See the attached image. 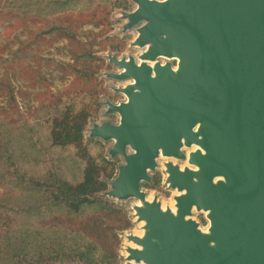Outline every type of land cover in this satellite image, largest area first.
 <instances>
[{"label": "water", "instance_id": "1", "mask_svg": "<svg viewBox=\"0 0 264 264\" xmlns=\"http://www.w3.org/2000/svg\"><path fill=\"white\" fill-rule=\"evenodd\" d=\"M130 2L120 30L135 28L128 47L140 53L104 55L117 71L103 76L126 82L110 86L122 101H103L117 122L87 130L112 142L108 159L122 158L103 196L138 201L143 232L124 234L133 246L125 255L119 248V260L264 264V0ZM159 157L169 159L164 184L177 191L173 208L142 190ZM194 211L205 214V229Z\"/></svg>", "mask_w": 264, "mask_h": 264}, {"label": "trees", "instance_id": "2", "mask_svg": "<svg viewBox=\"0 0 264 264\" xmlns=\"http://www.w3.org/2000/svg\"><path fill=\"white\" fill-rule=\"evenodd\" d=\"M123 5L119 0H0L3 27L34 26L33 38L22 42L20 52L35 43L67 42L69 61L54 63L61 80L70 78L52 92L39 68L17 61L18 75L43 89L31 94L15 88L7 69L0 73V264L63 258L117 264L120 259V233L132 220L103 196L117 165L105 156L103 143L84 131L104 91L97 79L103 67L97 53L107 50L106 43L121 51L125 42L115 37L97 42L91 31L80 40L76 31L94 17H101L96 24L109 25L104 19ZM17 95H33L38 104L23 112ZM20 156L28 166L20 164ZM160 182V174H154L152 185Z\"/></svg>", "mask_w": 264, "mask_h": 264}, {"label": "rangeland", "instance_id": "3", "mask_svg": "<svg viewBox=\"0 0 264 264\" xmlns=\"http://www.w3.org/2000/svg\"><path fill=\"white\" fill-rule=\"evenodd\" d=\"M119 1L123 2V0H119ZM126 2L128 3V1ZM129 5L131 6V8H134L133 4H129ZM119 8L120 7H113L111 12L107 16V18L104 19V20L107 19V21L109 22L116 21L115 24H109V25L107 24L104 25V23L96 24L94 20L101 19V17L99 18L94 17L92 18L93 22L84 23L76 31L77 36L80 40L85 39V35L86 33H88V31L93 32L92 35H97V36H91L95 38L97 42H102V41L109 42V41H106V38H109V37H115L118 39L124 38L125 40L124 48L121 51H118L116 49L112 50L111 45L109 43H106L107 50L99 51L97 53L103 60V67L100 69L99 73L97 74V79L101 82V86L104 91L99 96L100 106H99L98 111L92 113L91 120L89 121L88 125L85 128V131H84L85 137H87V134H88L87 130L92 122L100 123L102 121H107V120L113 123L117 122L118 116L116 114H104L105 107L103 105V101L105 99H110L111 101L116 102V103L124 99V96L122 94L120 93L114 94L112 90L110 89V86L119 87V86L124 85L126 82H118V81L111 80L103 76V72L117 71V68L115 66H112L111 64L107 63V60L104 57V55L107 54L108 52H111V53H117L118 56L121 57L123 55H128V54H132L136 56L137 54L140 53L139 48L128 47V43L136 35L135 28L124 34L121 33L120 29H121L123 21L120 18ZM96 12H97V15L100 16L101 10L99 9ZM13 27L14 26L8 27L6 29L5 27H3V25L0 24V73L4 72L5 69H7L8 76H11L12 83L16 89L25 90L26 92H31V94L33 93L35 94L39 90H43L37 87L32 88L30 86V82L27 77L25 76L21 77L20 75H18L19 67L17 65V61H19L21 62L22 65H28L32 67L33 70L39 68L41 75L44 76L45 79L47 80L49 84V89L52 92H57L59 90H62L69 83L70 78H68V80L66 81L61 80L60 76L62 75V73L56 68V64L54 62L69 61L67 42L65 40L59 39L57 41H54L51 45L35 43L31 45L29 48L27 47L26 51L22 53L19 51L22 48V42L30 41V39L33 38L30 32L32 30H35L34 26L32 24H28L27 28L25 27L13 28ZM95 48L98 49V46H96ZM109 94L112 95L114 98L111 99L109 97ZM17 102L23 112L27 110L28 106L36 107L38 104V102L33 99V95H29L28 97L27 96L25 97V95H22V96L17 95ZM103 145H104L105 156L107 157L106 152L108 148L112 145V142L111 141L106 142V143H103ZM172 159L170 160L173 163L179 164L180 166L187 165L186 162L176 160V159L172 160ZM18 160L20 164H22V166L23 165L25 167L28 166V162H25L26 159L23 158V156L18 157ZM167 160L169 159L159 157L157 159L158 166L155 172L153 174L151 173L152 179H153L154 174L156 173L160 174L161 182L158 187H154L152 183L142 184V190L147 191L149 195L151 196L156 195L163 207H166V206L170 207L171 202H173V196L177 194L176 190H172L168 188L167 185L164 184V178H165L164 162ZM114 161L116 165L118 166L119 164L122 163V158L117 157L116 159H114ZM1 190L2 189L0 188V191ZM137 203L138 201L133 198L128 199L127 201H124V202L117 203L120 207H122L126 211L130 219H132L131 228L124 231L123 234L120 236V240H121L120 254L122 255H125L123 248L126 245H129V243H131V242L128 243V241L124 238V234L126 233L135 234L136 231H138V233L136 234H139L141 232V223L136 221V217H134V210H133V206ZM192 218L196 219L199 222L201 229H205V227L208 225V221L205 219L204 213H198L194 211ZM125 263L126 262L123 259H121L118 261L117 264H125ZM42 264H81V263L63 258L53 263H42Z\"/></svg>", "mask_w": 264, "mask_h": 264}, {"label": "flooded vegetation", "instance_id": "4", "mask_svg": "<svg viewBox=\"0 0 264 264\" xmlns=\"http://www.w3.org/2000/svg\"><path fill=\"white\" fill-rule=\"evenodd\" d=\"M126 1H128V3L126 2ZM123 0V7H121V8H119L120 9V11H125V12H129V11H132V9L133 8H131V6L129 5V4H131V2H130V0ZM125 2V3H124ZM133 6H134V4H133ZM116 22V21H115ZM115 22H109V24H115ZM127 23V21H123L122 22V24H126ZM137 24H143L142 22H140V23H137ZM122 39H124V38H122ZM125 41V40H124ZM173 63H175V61H173ZM113 92V91H112ZM114 94H116L115 92H113ZM109 97L111 98V99H113L114 97L112 96V95H110L109 94ZM108 100H110V99H108Z\"/></svg>", "mask_w": 264, "mask_h": 264}, {"label": "bare ground", "instance_id": "5", "mask_svg": "<svg viewBox=\"0 0 264 264\" xmlns=\"http://www.w3.org/2000/svg\"><path fill=\"white\" fill-rule=\"evenodd\" d=\"M194 148H195V147H193V149H194ZM165 160H166V159H165ZM172 160H173V159H172ZM172 192H173V191H172ZM148 199L151 200V199H152V196L149 195V196H148ZM171 200H172V199H171ZM165 204H166V203H165ZM173 207H174V202H171V208H173ZM195 214H196V213H195ZM195 214H194V215H195ZM141 225H142V223H141ZM139 227H140V226H139ZM134 230H135V229H134ZM139 232H140V231H139ZM142 232H143V231H141L138 235H141ZM136 233H138V231H136ZM136 233H135V234H136ZM128 243H129V242H128ZM125 244H126V243H125ZM129 245L133 246L131 243H129Z\"/></svg>", "mask_w": 264, "mask_h": 264}]
</instances>
